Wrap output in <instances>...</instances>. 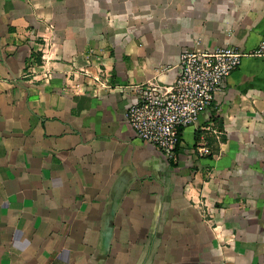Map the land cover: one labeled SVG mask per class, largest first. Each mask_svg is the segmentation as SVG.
<instances>
[{
    "label": "crops",
    "instance_id": "1",
    "mask_svg": "<svg viewBox=\"0 0 264 264\" xmlns=\"http://www.w3.org/2000/svg\"><path fill=\"white\" fill-rule=\"evenodd\" d=\"M263 42L264 0H0V264H264ZM225 46L246 55L168 160L136 87Z\"/></svg>",
    "mask_w": 264,
    "mask_h": 264
},
{
    "label": "built area",
    "instance_id": "2",
    "mask_svg": "<svg viewBox=\"0 0 264 264\" xmlns=\"http://www.w3.org/2000/svg\"><path fill=\"white\" fill-rule=\"evenodd\" d=\"M37 42L40 64L46 66L49 40L42 37V41ZM254 52L263 54L264 42ZM245 55L232 46L207 51L184 49L179 56L178 74L171 85L161 86L148 81L136 87L137 98L127 108L126 121L139 139L159 149L168 160H175L179 131L194 123L199 114L212 105L216 92ZM85 76L89 77V74L85 73ZM50 77V71L44 70V79ZM89 78L94 84L107 87L99 76ZM211 131L218 137L221 128L213 127ZM196 152L202 157L209 154V149L199 144ZM197 203L200 205L201 201Z\"/></svg>",
    "mask_w": 264,
    "mask_h": 264
},
{
    "label": "trees",
    "instance_id": "3",
    "mask_svg": "<svg viewBox=\"0 0 264 264\" xmlns=\"http://www.w3.org/2000/svg\"><path fill=\"white\" fill-rule=\"evenodd\" d=\"M179 140H180V131H179ZM180 142V141H179ZM179 145V144H178ZM178 145H177V147H176V150L178 149Z\"/></svg>",
    "mask_w": 264,
    "mask_h": 264
}]
</instances>
